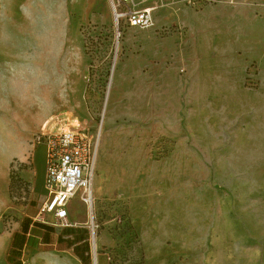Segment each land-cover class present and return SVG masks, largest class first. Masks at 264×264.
<instances>
[{"label":"rangeland","instance_id":"374dc122","mask_svg":"<svg viewBox=\"0 0 264 264\" xmlns=\"http://www.w3.org/2000/svg\"><path fill=\"white\" fill-rule=\"evenodd\" d=\"M120 29L117 37L107 0H0V231L38 211L45 192L23 174L42 121L65 114L95 135L106 121L98 155L105 145L114 176L95 197L93 224L81 200L68 205L104 236L96 255L264 264V100L245 95L264 98V87L197 85L195 105L167 106L162 129L161 99L146 85H109L116 56L145 36L137 29L134 46L117 50Z\"/></svg>","mask_w":264,"mask_h":264},{"label":"crops","instance_id":"0c3cea01","mask_svg":"<svg viewBox=\"0 0 264 264\" xmlns=\"http://www.w3.org/2000/svg\"><path fill=\"white\" fill-rule=\"evenodd\" d=\"M149 4L154 24L140 29L145 30L138 41L141 47L118 62L109 85H146L151 97L161 99L162 129L169 128L167 106L195 105L197 85H264V0H150ZM123 28L127 29L123 45L133 47L139 28ZM253 58L258 67L249 70ZM245 95L255 103L264 100L260 92L247 90ZM39 145L34 147L33 168L23 176L34 180L45 196L46 154ZM71 199L80 201V193ZM68 205L67 225L54 222L50 213L40 219L37 211L34 216L25 213L10 230L0 231V264H110L105 253H93L94 244L103 248L104 236L96 237L86 221L74 220L77 216Z\"/></svg>","mask_w":264,"mask_h":264},{"label":"built area","instance_id":"2783aa9c","mask_svg":"<svg viewBox=\"0 0 264 264\" xmlns=\"http://www.w3.org/2000/svg\"><path fill=\"white\" fill-rule=\"evenodd\" d=\"M107 2L117 37L121 36L122 27L146 29L154 24L150 0ZM99 141L98 134L81 126L59 131L41 130L36 136V143L44 146L46 154V194L38 218L44 219V215L50 213L54 222L67 225V205L76 193H80L82 202L91 209Z\"/></svg>","mask_w":264,"mask_h":264},{"label":"bare ground","instance_id":"6f19581e","mask_svg":"<svg viewBox=\"0 0 264 264\" xmlns=\"http://www.w3.org/2000/svg\"><path fill=\"white\" fill-rule=\"evenodd\" d=\"M97 2V0H94ZM121 44L120 42L117 44V50L121 49ZM118 55L116 56L115 63L113 66V70L116 68L119 60L117 59ZM262 89L264 85H261ZM106 125V121L103 120V122L99 125L98 127V136L100 137L104 131V127ZM74 126H82L80 120L78 118H71L66 116L65 114H60L57 116H52L49 117L45 120L42 121L41 123V129L43 131H59V130H66L70 127ZM105 143V142H104ZM105 145L102 146L101 153L97 156V162H96V172H95V177L93 181V205L95 201V197L99 196L101 193L105 191V189L108 187L109 183L113 179V167L109 165V161L106 155L105 151ZM90 218L91 222L93 224V206L90 209ZM95 241V237H94ZM147 237L144 236V242H147ZM173 248L176 247V243H172ZM155 253L154 249H150L149 254ZM94 254L96 255V244H94ZM155 256H160V254L155 253Z\"/></svg>","mask_w":264,"mask_h":264}]
</instances>
